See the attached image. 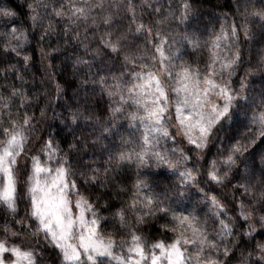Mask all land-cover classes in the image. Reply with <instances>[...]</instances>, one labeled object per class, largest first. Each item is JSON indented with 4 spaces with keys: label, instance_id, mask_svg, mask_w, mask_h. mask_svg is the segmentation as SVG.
Segmentation results:
<instances>
[{
    "label": "snow or ice",
    "instance_id": "6c2138e0",
    "mask_svg": "<svg viewBox=\"0 0 264 264\" xmlns=\"http://www.w3.org/2000/svg\"><path fill=\"white\" fill-rule=\"evenodd\" d=\"M230 7L0 0V264H264V0Z\"/></svg>",
    "mask_w": 264,
    "mask_h": 264
},
{
    "label": "trees",
    "instance_id": "16d2710c",
    "mask_svg": "<svg viewBox=\"0 0 264 264\" xmlns=\"http://www.w3.org/2000/svg\"><path fill=\"white\" fill-rule=\"evenodd\" d=\"M233 4V0H194V5L198 8L203 10V12L205 13V19H209L207 13L209 12H215V13H220V12H228V11H234V8L230 7ZM218 26V23H217ZM205 37L207 35V33L204 34ZM53 46L55 45V40H53ZM36 46V41L35 39H33V48H35ZM32 49H30L31 51ZM37 60L39 59V53L36 52L35 53ZM253 58H256V54L253 53ZM0 67H2V65H0ZM37 77H40V74L37 73ZM28 79H31V76L29 75L27 77ZM57 79H60L62 82L64 80H69L72 81V77L70 75L69 72H65V75L63 77H57ZM76 87L75 82L73 81L71 83V86L68 88V92L67 95L71 96L72 93V89ZM41 106H43V102H41ZM37 113H38V109H37ZM49 115L51 116L52 113L50 112ZM213 152H215V149L212 150ZM103 215H108L107 212H103ZM109 231H111L112 229H108ZM145 232L150 235L152 238H163L160 233H159V229L153 225L148 229H145ZM168 239L170 240L172 237L171 233H167L166 234ZM261 237H257V239H260Z\"/></svg>",
    "mask_w": 264,
    "mask_h": 264
},
{
    "label": "rangeland",
    "instance_id": "374dc122",
    "mask_svg": "<svg viewBox=\"0 0 264 264\" xmlns=\"http://www.w3.org/2000/svg\"><path fill=\"white\" fill-rule=\"evenodd\" d=\"M261 239V238H260ZM260 239H257V240H260Z\"/></svg>",
    "mask_w": 264,
    "mask_h": 264
}]
</instances>
